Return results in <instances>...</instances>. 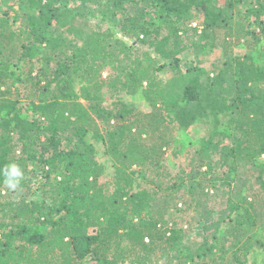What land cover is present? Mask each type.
<instances>
[{
  "label": "trees",
  "instance_id": "trees-1",
  "mask_svg": "<svg viewBox=\"0 0 264 264\" xmlns=\"http://www.w3.org/2000/svg\"><path fill=\"white\" fill-rule=\"evenodd\" d=\"M91 1L28 0L20 29L12 28L10 11L0 12V167L18 164L24 176L16 189H28V198L39 196L15 205L11 198L16 189H9L0 176L7 200L0 206V264H218L214 255L227 251V241L233 251L225 264H248L258 248L264 254V239L253 237L264 229V69L256 64L252 50L235 57L229 70L236 81L229 128L239 137L225 147L220 160L222 167L229 166V175L212 166L210 152L217 142L213 135L202 143L201 157L191 171L168 178L162 162L177 143L176 123L165 119L163 111L169 107L156 76L167 65L149 53L140 57L138 49L121 41L111 42V30L98 23L83 44L51 34V28L64 26L74 12L81 16L79 10ZM207 1L107 0L103 20L124 38L170 61L178 72L182 53L213 49L219 40L225 55H231L229 40L236 38L240 44L250 34L244 18L254 16L264 37V0H250L244 18L237 14L242 18L237 34L227 23L235 0H219V7ZM195 13L203 16L202 26L192 23ZM261 50L264 54V46ZM20 64L22 94L7 84L10 67ZM107 68L113 72L101 81ZM192 68L184 76L186 106L200 103L204 88L199 74L190 73ZM75 76L85 83L79 91ZM103 85L111 95L123 89L131 95L144 91L151 112L119 102L105 107L98 96ZM23 100L35 118L20 114ZM195 116L176 111L175 119L181 121L176 126L189 125ZM89 134L104 142L114 163L108 184L99 181L104 168L87 141ZM240 162L259 168L256 188L233 186L231 172L238 171ZM31 163L41 176L35 185L33 177L26 176ZM137 180L145 186L138 191ZM224 187H229L226 200L220 195ZM159 201L163 209L154 211ZM169 209L190 217L184 222L186 229L173 217L168 219Z\"/></svg>",
  "mask_w": 264,
  "mask_h": 264
},
{
  "label": "rangeland",
  "instance_id": "rangeland-1",
  "mask_svg": "<svg viewBox=\"0 0 264 264\" xmlns=\"http://www.w3.org/2000/svg\"><path fill=\"white\" fill-rule=\"evenodd\" d=\"M106 1L107 0H102L101 4L100 0L88 2L86 7L82 6L79 10L81 12V16H76L77 14L74 12V14L68 18L64 26L51 28V34L54 33L55 35L68 37L70 39L75 38L78 40L77 42L79 44H83V41L88 37L93 27L98 23L101 25L103 30H111V36L113 37L111 42H113V40L121 41L130 47L138 49L140 57H142V53L145 52L149 53L154 58H159L160 64L165 63V65H167V68L163 72L156 75L165 88V101L167 103V107H169V109L163 111V113L168 122L174 121L176 123L173 126H175L174 134L177 136V143L173 148L165 153L164 160L162 162V169L163 172H165V176L168 178H177L183 175V172L191 171L197 165V162L201 157L200 150L202 148V143L213 135H215L217 142L214 150L210 152L212 156V166L221 174L223 173L229 175V166L222 167L220 160L225 155V147H229V145L236 143L237 139H239L236 133H232V130L229 128V115L233 111L231 99L235 97L236 87L235 75H233L232 72H229V70H232L234 67L235 57H242L250 50H252L251 52L254 56L256 64L264 69V54L261 50L264 46V37L261 35L259 26L256 24L255 17L251 16L245 19L243 16L246 15V12L250 9L251 1L235 0L236 7L234 9V14H231L232 17L230 20H227L228 25L233 28L234 34H237L239 31L237 23L242 21V18L237 15L240 13L244 18L242 22L245 26V31L250 32V34L242 39L240 44H237L236 38L229 40V47L232 54L229 56L225 55L223 46L224 43L222 40H219L218 45L213 49H207L206 51H200L199 49L186 51L180 55L181 72L176 71L170 61H166L165 59L158 57V55H156L154 51L149 49L147 46L136 45L133 41L124 38L117 32V30L109 25L107 19H105L106 22H104L103 17L105 8L109 9L105 6ZM207 2L210 6L217 7L219 0H208ZM28 7V0H0V12L7 10L12 14L10 24L13 29H20L24 27V20L22 17L29 11ZM193 15L192 23H195V26H202L204 21L203 16L196 13ZM14 19L17 21H14ZM71 30H77L79 33H71ZM224 33V31L219 33V37L221 39L224 37ZM192 37L198 41L197 37H194V35ZM108 46L113 49L119 48V46L114 43L112 45L109 43ZM118 56L123 58V54H119ZM53 65L54 64H52L50 68H52ZM191 67H193V70L190 73L192 75L199 74L201 84H203L204 88L201 93V102L186 106L183 101L184 84L186 80L184 76L187 75V70ZM23 70V64H20L18 66H11L10 71L8 72L9 79L7 80V84L11 86V89H13L15 93L17 91L22 94L25 91L23 88L25 85L22 82L24 79L22 73ZM112 72L113 70L111 68L105 69L101 76V81H105ZM55 85V83L52 84L51 90H55ZM75 85L76 90L79 91L85 83L81 77L75 76ZM4 89L5 87L2 90ZM98 96L105 107H111L113 103L119 102V106L124 104L128 109H135L144 114L149 113L152 110L149 103L146 101L144 91L142 90L131 95L123 89L117 94L111 95L109 93L108 86L103 85L99 90ZM81 101L85 103L83 100ZM18 109L21 110L20 114L23 117L29 119L36 117L31 110V106L28 101H21L18 105ZM181 109L187 113L196 114L195 119L191 121L189 125L185 124L183 126H176L181 123L180 120L175 119L176 111H180ZM216 125L217 129H215ZM218 140H220L219 143ZM87 141L95 147L96 159L104 168L103 175L99 180L100 183H110L111 179L114 177L115 166L112 159L107 155L106 145L102 140H96L92 134L88 135ZM262 160H264V157ZM238 167L239 169L237 172H231L232 179L235 181L233 186L238 188L250 186L257 187L258 182L254 174L259 171V168L252 163L244 162L238 163ZM135 170L137 169L135 168ZM33 174L36 175L35 178ZM26 176L28 179L33 177L31 180H33L34 185L41 182V176L38 175L36 166L33 163L29 165ZM150 176L152 177L151 174ZM142 187H145L144 184L141 180H137L135 183V190L138 191ZM2 189L3 188L0 187V206L7 201L6 195H4L5 192H1ZM27 192H29L28 189L24 187L23 189H16L11 201L17 205L25 199L28 202L32 199H39L38 195L33 198H28ZM235 192L236 191H233L232 193L234 198H236ZM182 193L185 194V190L182 191ZM220 195H222V199H228L229 187H224L223 192L220 193ZM162 207L163 204L159 201V203L155 204L153 210H162ZM4 213H6V211L2 212V214ZM193 215L196 217L197 213H193ZM171 217L178 220L180 225H183L184 222L190 218L186 217L183 213H175V210L169 209L168 219ZM7 221L11 222L10 219H7ZM235 223L236 222L233 221L231 225H234ZM198 230L199 228H196L193 233H190L186 242L191 240L194 233ZM253 237L263 240L264 229H258L255 231ZM229 244V241H227L225 246L227 251L225 253L221 254V252H219L214 255L218 264H225L226 261H229L227 258H229V254L233 251L232 249L230 250ZM179 263L180 262L178 261L174 262V264ZM248 264H264V254L259 248L250 254Z\"/></svg>",
  "mask_w": 264,
  "mask_h": 264
},
{
  "label": "clouds",
  "instance_id": "clouds-1",
  "mask_svg": "<svg viewBox=\"0 0 264 264\" xmlns=\"http://www.w3.org/2000/svg\"><path fill=\"white\" fill-rule=\"evenodd\" d=\"M0 176L3 177V183L9 189L15 190L20 185L24 173L18 164L11 162L0 167Z\"/></svg>",
  "mask_w": 264,
  "mask_h": 264
}]
</instances>
